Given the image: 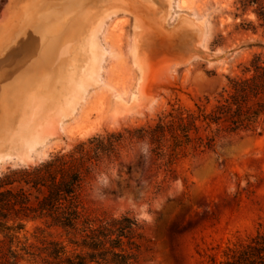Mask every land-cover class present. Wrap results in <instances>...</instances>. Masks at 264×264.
I'll list each match as a JSON object with an SVG mask.
<instances>
[{
	"label": "rangeland",
	"instance_id": "1",
	"mask_svg": "<svg viewBox=\"0 0 264 264\" xmlns=\"http://www.w3.org/2000/svg\"><path fill=\"white\" fill-rule=\"evenodd\" d=\"M40 1L26 5L25 21ZM235 1L177 0L176 8L193 16V34L180 26L165 34L147 25L134 36L129 17L107 22L101 34L106 55L101 82L80 102L74 114L59 125L55 137L40 150L37 162L102 129L142 123L167 107L169 101L191 104L196 95H212L224 83L225 75L239 74L240 64L253 53L264 54V25H260L252 11L242 13L237 9ZM4 2L0 0V10ZM60 2L62 5L56 11L66 17L59 18V48L63 56L62 52L66 53L76 42L80 26L67 20L71 0ZM48 11L37 12L36 16L49 34ZM181 20L185 25L187 15ZM198 20L204 22L205 37L196 48ZM173 21L170 17L169 23ZM24 23L26 31L30 22ZM44 33L39 34L40 58L49 57L57 40ZM200 47L216 59L197 58L183 66L163 68L167 59ZM66 56L62 60L67 62ZM71 64L74 68L70 65L66 70L69 74L62 70L63 75L58 76L61 80L65 75L69 85L73 83L77 63ZM5 67V61L1 62L0 86L5 84ZM47 69L41 77L45 86L52 80V71ZM141 83H149L143 95ZM21 89H9L6 96H15ZM31 90L38 91L34 87ZM145 149L143 144H134L122 153L114 168L102 165L82 193L83 209L90 217L129 214L141 223L144 242L138 264H221L229 248L264 226V131L261 135H232L219 140L213 151L185 155L174 163L171 177L164 181L161 175L155 176L154 169L148 170ZM124 162L130 165L129 173ZM8 167L14 168L11 163L1 164L0 175ZM36 225L43 226L29 222L27 232L21 233L28 245L38 244ZM47 231L63 238L58 231ZM2 239L0 255L7 247ZM20 264L30 261L21 260Z\"/></svg>",
	"mask_w": 264,
	"mask_h": 264
},
{
	"label": "trees",
	"instance_id": "2",
	"mask_svg": "<svg viewBox=\"0 0 264 264\" xmlns=\"http://www.w3.org/2000/svg\"><path fill=\"white\" fill-rule=\"evenodd\" d=\"M235 3L264 25V0ZM239 68V74L225 75L212 95H196L191 104L169 101L142 123L102 129L31 167H8L0 175V237L7 245L0 264H138L144 242L141 223L129 214L101 219L87 215L82 203L85 185L102 165L114 168L134 144L145 145L148 170L154 169L164 181L185 155L213 151L219 140L232 135H261L264 54L253 53ZM123 166L129 173L130 165ZM29 222L43 224L35 226L34 246L21 235ZM224 256L221 264H264V226Z\"/></svg>",
	"mask_w": 264,
	"mask_h": 264
},
{
	"label": "water",
	"instance_id": "3",
	"mask_svg": "<svg viewBox=\"0 0 264 264\" xmlns=\"http://www.w3.org/2000/svg\"><path fill=\"white\" fill-rule=\"evenodd\" d=\"M33 1L36 4L39 2L5 0L0 10V63L5 61V65L7 64L2 82L5 81V92L22 88L15 96L0 94V165L11 163L14 168L38 164L40 150L55 137L59 125L74 114L91 90L99 86L106 57L101 34L107 22L119 17H129L134 36L147 25L165 34L167 30L172 32L178 26L190 34L195 31L191 24L193 16L177 9V0H71L72 9L67 20L79 24L80 29L78 38L74 40L76 42L71 44L66 53L62 52L67 55L66 62L62 60L65 55H60L59 48L62 34V21L59 18L66 17L62 13L58 15L56 11L62 2L41 0L25 21L24 9ZM48 10L51 11L49 14ZM45 11H48L46 14L51 21L49 34L47 27H42L39 17L36 16L37 12ZM185 15L188 20L183 25L181 19ZM170 17L174 18L171 24ZM175 20L177 22L174 25ZM28 21L30 28L24 31L22 25ZM197 23L196 48L205 37L204 22L198 20ZM42 31L45 36L48 34L53 35L54 39L57 38L54 42L55 50L51 51L48 58L39 57V34ZM196 48L167 59L163 68L183 66L197 58L216 59L210 57L204 47ZM72 62L77 65L72 76L73 83L69 85L65 75L69 74L66 70L70 65V68H74ZM46 69L52 71V80L48 86L41 79ZM62 70L65 75L59 80L58 76L63 75L60 74ZM148 84H140L141 94ZM33 87L38 91L31 90Z\"/></svg>",
	"mask_w": 264,
	"mask_h": 264
},
{
	"label": "bare ground",
	"instance_id": "4",
	"mask_svg": "<svg viewBox=\"0 0 264 264\" xmlns=\"http://www.w3.org/2000/svg\"><path fill=\"white\" fill-rule=\"evenodd\" d=\"M0 90L2 91V94L5 93V95H6L7 92H5V85H1Z\"/></svg>",
	"mask_w": 264,
	"mask_h": 264
}]
</instances>
